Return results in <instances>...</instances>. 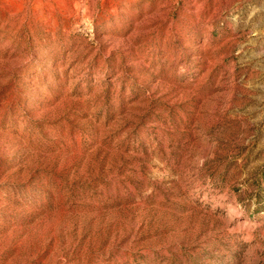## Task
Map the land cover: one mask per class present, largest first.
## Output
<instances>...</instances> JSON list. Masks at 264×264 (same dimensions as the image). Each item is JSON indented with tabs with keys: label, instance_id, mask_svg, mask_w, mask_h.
Instances as JSON below:
<instances>
[{
	"label": "rangeland",
	"instance_id": "rangeland-1",
	"mask_svg": "<svg viewBox=\"0 0 264 264\" xmlns=\"http://www.w3.org/2000/svg\"><path fill=\"white\" fill-rule=\"evenodd\" d=\"M0 264H264V0H0Z\"/></svg>",
	"mask_w": 264,
	"mask_h": 264
}]
</instances>
